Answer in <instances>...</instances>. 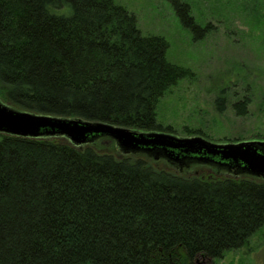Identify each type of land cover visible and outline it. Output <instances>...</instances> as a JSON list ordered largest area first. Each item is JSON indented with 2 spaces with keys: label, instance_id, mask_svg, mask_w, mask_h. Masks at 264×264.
I'll return each instance as SVG.
<instances>
[{
  "label": "trees",
  "instance_id": "obj_1",
  "mask_svg": "<svg viewBox=\"0 0 264 264\" xmlns=\"http://www.w3.org/2000/svg\"><path fill=\"white\" fill-rule=\"evenodd\" d=\"M173 4L194 40L212 31L190 4ZM169 47L116 0H0V99L171 132L157 123L159 101L195 74L168 59ZM225 103L219 95L217 110ZM249 104L233 107L244 116ZM102 139L75 146L62 136L0 134V264H199L258 232L264 241V178L241 168L233 176L158 170Z\"/></svg>",
  "mask_w": 264,
  "mask_h": 264
},
{
  "label": "rangeland",
  "instance_id": "obj_2",
  "mask_svg": "<svg viewBox=\"0 0 264 264\" xmlns=\"http://www.w3.org/2000/svg\"><path fill=\"white\" fill-rule=\"evenodd\" d=\"M116 1L135 14L144 35L168 40L171 62L195 74L192 79H181L161 97L157 107L161 128L170 127V133L180 136L201 130L220 142L264 140V0H179L190 4L198 24L213 26L198 41L182 26L174 0ZM219 95L226 98L222 111L216 106ZM243 99H249L250 104L247 114L241 116L233 104ZM100 145L105 148L113 144L102 139ZM138 157L146 159L144 155ZM149 161L155 169L187 174L163 160ZM196 169L207 172L203 167ZM199 264H264L262 234L256 233L247 245L219 259L203 258Z\"/></svg>",
  "mask_w": 264,
  "mask_h": 264
},
{
  "label": "water",
  "instance_id": "obj_3",
  "mask_svg": "<svg viewBox=\"0 0 264 264\" xmlns=\"http://www.w3.org/2000/svg\"><path fill=\"white\" fill-rule=\"evenodd\" d=\"M0 133L34 138L62 136L75 146L92 143L99 137L111 138L124 154L151 152L149 156L157 161L163 152L176 163L196 155L202 162L219 159L249 175L264 178V140L220 142L201 134L180 136L161 130H135L104 121L20 110L1 99Z\"/></svg>",
  "mask_w": 264,
  "mask_h": 264
},
{
  "label": "flooded vegetation",
  "instance_id": "obj_4",
  "mask_svg": "<svg viewBox=\"0 0 264 264\" xmlns=\"http://www.w3.org/2000/svg\"><path fill=\"white\" fill-rule=\"evenodd\" d=\"M1 134V133H0ZM103 137H99L98 139H101ZM110 140H113L111 138H109ZM95 140V141H96ZM114 141V140H113ZM116 143V142H115ZM133 155H144V156H148L149 158H151L150 154L151 152H146V151H139L137 153H130ZM150 155V156H149ZM163 160L167 165H171L173 167H178L180 169L181 172L187 173V174H193L194 171H196L197 167H203L204 169H206L210 175H216V176H221V175H225V176H233V165L231 164H227L225 162L220 161L219 159H211L208 162H202L200 161V157L199 156H188L183 162L181 163H176L172 160H170L165 153H161V159ZM199 172L196 171V174H198Z\"/></svg>",
  "mask_w": 264,
  "mask_h": 264
}]
</instances>
